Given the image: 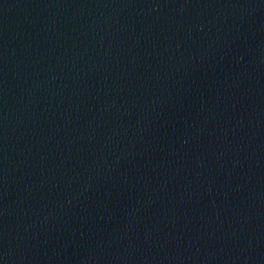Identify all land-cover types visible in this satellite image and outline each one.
Listing matches in <instances>:
<instances>
[{
	"label": "water",
	"instance_id": "obj_1",
	"mask_svg": "<svg viewBox=\"0 0 264 264\" xmlns=\"http://www.w3.org/2000/svg\"><path fill=\"white\" fill-rule=\"evenodd\" d=\"M0 264H264V0H0Z\"/></svg>",
	"mask_w": 264,
	"mask_h": 264
}]
</instances>
